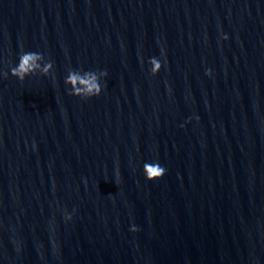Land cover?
<instances>
[{
  "label": "water",
  "instance_id": "obj_1",
  "mask_svg": "<svg viewBox=\"0 0 264 264\" xmlns=\"http://www.w3.org/2000/svg\"><path fill=\"white\" fill-rule=\"evenodd\" d=\"M0 264H264V0H0Z\"/></svg>",
  "mask_w": 264,
  "mask_h": 264
},
{
  "label": "clouds",
  "instance_id": "obj_2",
  "mask_svg": "<svg viewBox=\"0 0 264 264\" xmlns=\"http://www.w3.org/2000/svg\"><path fill=\"white\" fill-rule=\"evenodd\" d=\"M149 178L151 179V178H154V177H149Z\"/></svg>",
  "mask_w": 264,
  "mask_h": 264
}]
</instances>
